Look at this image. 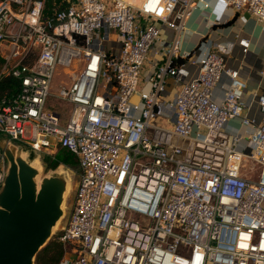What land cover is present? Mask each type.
<instances>
[{"label": "built area", "instance_id": "built-area-1", "mask_svg": "<svg viewBox=\"0 0 264 264\" xmlns=\"http://www.w3.org/2000/svg\"><path fill=\"white\" fill-rule=\"evenodd\" d=\"M217 1L264 22V0ZM51 2L0 0L2 71L20 82L0 104V133L76 158L72 206L55 235L69 250L57 264H264V94L246 104L226 47L201 42L174 63L186 20L211 0ZM151 55L160 61L142 93ZM59 69L64 123L47 107ZM223 73L219 102L212 91ZM166 78L181 83L171 100ZM231 119L246 137L226 132ZM6 163L0 151V184Z\"/></svg>", "mask_w": 264, "mask_h": 264}, {"label": "water", "instance_id": "water-1", "mask_svg": "<svg viewBox=\"0 0 264 264\" xmlns=\"http://www.w3.org/2000/svg\"><path fill=\"white\" fill-rule=\"evenodd\" d=\"M0 151L7 161L0 184V264H35L66 222L71 176L60 164L43 174L42 155L7 137H0Z\"/></svg>", "mask_w": 264, "mask_h": 264}, {"label": "crops", "instance_id": "crops-1", "mask_svg": "<svg viewBox=\"0 0 264 264\" xmlns=\"http://www.w3.org/2000/svg\"><path fill=\"white\" fill-rule=\"evenodd\" d=\"M206 6L195 10L186 20L185 32L179 37L182 54L180 58L201 42L206 48L218 45L226 47V66L231 71H237L238 78L245 82L244 101L251 104L254 94H264V22L246 12L237 13L226 8L217 0H211ZM169 32L163 31L162 39L167 38L166 34ZM241 39L248 42L246 51H243V46L239 44ZM159 61V57L151 55L143 64L139 76L140 92H148V78ZM229 83L230 77L223 73L219 84L212 91L216 101L222 100ZM180 87L181 83L166 78L163 97L166 100L173 99ZM255 109V105H252L251 113L255 114ZM225 130L229 134H239L243 137L250 131L237 119L229 120Z\"/></svg>", "mask_w": 264, "mask_h": 264}, {"label": "trees", "instance_id": "trees-1", "mask_svg": "<svg viewBox=\"0 0 264 264\" xmlns=\"http://www.w3.org/2000/svg\"><path fill=\"white\" fill-rule=\"evenodd\" d=\"M52 0H48L47 6L50 7ZM184 58H179L174 63L184 62ZM3 58L0 56V104L5 98L14 96L20 88V82L18 79L10 74L2 71ZM0 136L4 137L2 133ZM43 165L45 170H53L60 163L66 165H74L77 163L75 156L65 148H59L54 155L44 154L42 155ZM53 251L54 254L49 256V253ZM63 245L57 241L56 237H53L45 247H43L36 255L35 264H57L63 255Z\"/></svg>", "mask_w": 264, "mask_h": 264}, {"label": "rangeland", "instance_id": "rangeland-1", "mask_svg": "<svg viewBox=\"0 0 264 264\" xmlns=\"http://www.w3.org/2000/svg\"><path fill=\"white\" fill-rule=\"evenodd\" d=\"M163 35H164V33H163ZM74 63H73V65H74ZM69 69L73 70L76 74H79L80 71H81V67H79V66H77L75 69L71 66ZM67 82H68V76H67V73H66L65 69H59V72H57L54 75V77H53L52 85H51V93L52 94L49 97L48 102H47V107L49 109H51V110L52 109H56V110H59L60 112L63 113L62 123H64L69 117V105H67L66 102H62L61 100H59L56 97V94L58 93L59 85L60 84H67ZM242 149L245 150V148H242ZM57 151H58V149L56 150V152ZM60 165H62L63 168L66 169L68 171V173L70 174V176H71V187H70V190H69V192L67 194L66 203H65L66 207H70V204H71V201H72V198H73V194H74L75 185H76V182H77V164L75 163L74 165H66L64 163H60ZM49 171L50 170H47V171L43 170V174H46ZM56 232H57V230L55 231V233ZM53 237H55V234L47 241V243L44 245V247L50 241H52ZM63 250H64V252H63L62 256L65 255L66 251H68L69 248L63 246ZM53 254H54V252L51 251L49 253V256H51Z\"/></svg>", "mask_w": 264, "mask_h": 264}, {"label": "bare ground", "instance_id": "bare-ground-1", "mask_svg": "<svg viewBox=\"0 0 264 264\" xmlns=\"http://www.w3.org/2000/svg\"><path fill=\"white\" fill-rule=\"evenodd\" d=\"M129 3L138 4L139 0H125Z\"/></svg>", "mask_w": 264, "mask_h": 264}]
</instances>
